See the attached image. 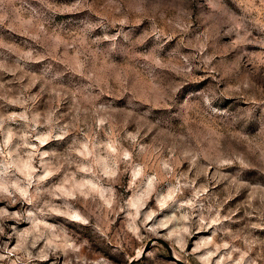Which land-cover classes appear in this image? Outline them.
Returning <instances> with one entry per match:
<instances>
[{
	"label": "rangeland",
	"instance_id": "1",
	"mask_svg": "<svg viewBox=\"0 0 264 264\" xmlns=\"http://www.w3.org/2000/svg\"><path fill=\"white\" fill-rule=\"evenodd\" d=\"M0 264H264V0H0Z\"/></svg>",
	"mask_w": 264,
	"mask_h": 264
}]
</instances>
